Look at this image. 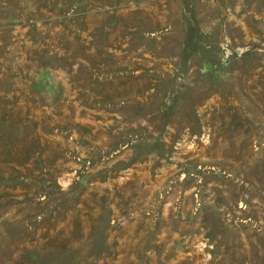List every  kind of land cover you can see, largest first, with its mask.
Listing matches in <instances>:
<instances>
[{
    "label": "rangeland",
    "instance_id": "obj_1",
    "mask_svg": "<svg viewBox=\"0 0 264 264\" xmlns=\"http://www.w3.org/2000/svg\"><path fill=\"white\" fill-rule=\"evenodd\" d=\"M0 264H264V0H0Z\"/></svg>",
    "mask_w": 264,
    "mask_h": 264
},
{
    "label": "water",
    "instance_id": "obj_2",
    "mask_svg": "<svg viewBox=\"0 0 264 264\" xmlns=\"http://www.w3.org/2000/svg\"><path fill=\"white\" fill-rule=\"evenodd\" d=\"M249 47L245 46V47H238L235 49V53L237 56H242L243 54H245L246 52L249 51Z\"/></svg>",
    "mask_w": 264,
    "mask_h": 264
}]
</instances>
